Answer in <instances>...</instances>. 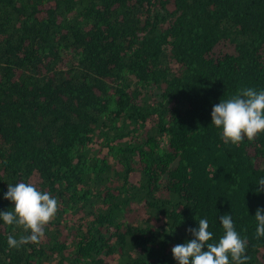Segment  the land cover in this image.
Segmentation results:
<instances>
[{
	"label": "trees",
	"instance_id": "16d2710c",
	"mask_svg": "<svg viewBox=\"0 0 264 264\" xmlns=\"http://www.w3.org/2000/svg\"><path fill=\"white\" fill-rule=\"evenodd\" d=\"M264 90V0H0V211L8 183L59 210L0 264H177L230 214L264 264V132L224 143L211 109Z\"/></svg>",
	"mask_w": 264,
	"mask_h": 264
},
{
	"label": "clouds",
	"instance_id": "9594fccd",
	"mask_svg": "<svg viewBox=\"0 0 264 264\" xmlns=\"http://www.w3.org/2000/svg\"><path fill=\"white\" fill-rule=\"evenodd\" d=\"M211 123L221 129L224 143H240L245 137L255 140L264 132V90L253 87L239 89L236 94L220 100L212 106ZM258 191H264V178L258 181ZM4 198L12 204L11 209L0 211V220L5 225L21 229L19 238L7 237L10 248H20L27 243H40L46 226L59 210L58 199L48 191H43L35 183H8ZM257 238L264 236V209L255 212ZM223 228L216 242L209 230L207 219L198 221V228H188L193 239L178 243L171 248L177 264H246L250 257L246 254L247 238L236 231L230 214L219 216Z\"/></svg>",
	"mask_w": 264,
	"mask_h": 264
}]
</instances>
